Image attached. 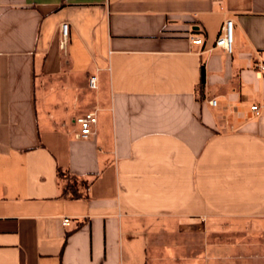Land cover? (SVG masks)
I'll return each mask as SVG.
<instances>
[{
  "label": "crops",
  "instance_id": "1",
  "mask_svg": "<svg viewBox=\"0 0 264 264\" xmlns=\"http://www.w3.org/2000/svg\"><path fill=\"white\" fill-rule=\"evenodd\" d=\"M262 63L264 0H0V264H264Z\"/></svg>",
  "mask_w": 264,
  "mask_h": 264
},
{
  "label": "built area",
  "instance_id": "2",
  "mask_svg": "<svg viewBox=\"0 0 264 264\" xmlns=\"http://www.w3.org/2000/svg\"><path fill=\"white\" fill-rule=\"evenodd\" d=\"M60 31L63 37V46H64L67 44L68 39H69V33H70L69 23L62 22ZM233 32H234V19L230 18L224 21L221 27V30H220V35L216 39L215 48L216 47L222 48L228 53L233 52L234 50V47H233L234 33ZM193 43L202 45V43H204V38L202 36L194 38ZM259 67L264 70V63L260 64ZM89 80H90V86L92 88L98 87V80H97L96 75L91 76ZM211 104L216 105L217 101L214 99L211 101ZM252 109L256 111L257 114H259L260 106L253 105ZM77 121H78V124H80V130L76 134L78 138H88L89 135L95 133L94 127L97 124L96 112H87V114L79 117ZM63 223L64 225H69L70 218L65 217L63 220Z\"/></svg>",
  "mask_w": 264,
  "mask_h": 264
},
{
  "label": "trees",
  "instance_id": "3",
  "mask_svg": "<svg viewBox=\"0 0 264 264\" xmlns=\"http://www.w3.org/2000/svg\"><path fill=\"white\" fill-rule=\"evenodd\" d=\"M201 88L203 89V86L205 84V70H204V66H202V70H201ZM67 176L69 175L68 173L66 172H63V171H60L59 173V177L62 178V176ZM72 177V176H71ZM75 179V185L73 186H69V185H65L64 188H63V195H70V197H82V192L80 191V183L77 181V178H74ZM86 187H87V184H84Z\"/></svg>",
  "mask_w": 264,
  "mask_h": 264
},
{
  "label": "rangeland",
  "instance_id": "4",
  "mask_svg": "<svg viewBox=\"0 0 264 264\" xmlns=\"http://www.w3.org/2000/svg\"><path fill=\"white\" fill-rule=\"evenodd\" d=\"M62 181L64 182V185H69V186H73L76 183L75 179L71 177L70 175L62 176Z\"/></svg>",
  "mask_w": 264,
  "mask_h": 264
}]
</instances>
